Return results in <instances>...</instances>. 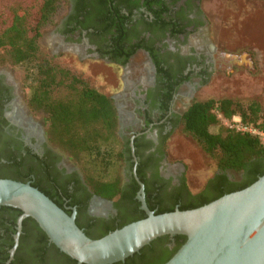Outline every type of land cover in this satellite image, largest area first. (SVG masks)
Listing matches in <instances>:
<instances>
[{
	"label": "flooded vegetation",
	"instance_id": "af4514ba",
	"mask_svg": "<svg viewBox=\"0 0 264 264\" xmlns=\"http://www.w3.org/2000/svg\"><path fill=\"white\" fill-rule=\"evenodd\" d=\"M91 1L67 0V10L53 32V54L75 56L81 64L80 85H98L114 99L116 132L124 150L121 192L107 199L89 190L75 165L50 145L44 117L29 110L21 84L3 65L0 163L14 157L22 160L32 168L27 174L30 182L37 178L48 181L61 205L71 214L75 212L83 230L98 235L107 225L117 226L134 206L143 210L138 199L140 183L146 205L147 199L152 203L175 199L179 205L177 200L186 193V168L178 160H170L167 142L195 100L193 92L215 70L216 50L207 40L200 0H154L150 9L144 0H124L119 2L120 12L127 16L122 26L111 12V0H107L102 19ZM96 78L101 79L98 84ZM223 174L235 182L243 175L233 170ZM5 216L0 214V252H8L4 264H76L56 257L48 239L37 243L31 224L21 226L11 257L18 230L17 224L13 230L10 221L1 220Z\"/></svg>",
	"mask_w": 264,
	"mask_h": 264
},
{
	"label": "trees",
	"instance_id": "16d2710c",
	"mask_svg": "<svg viewBox=\"0 0 264 264\" xmlns=\"http://www.w3.org/2000/svg\"><path fill=\"white\" fill-rule=\"evenodd\" d=\"M122 1L124 0H111V12L116 15L118 26H122L127 20V16L120 12L119 2ZM144 1L145 6L150 9L154 0ZM107 2L91 1L96 15L101 19L106 16ZM63 4H67V0H0V64L24 69L23 84L28 90L24 95L26 105L30 111L44 117L50 145L75 165L91 192L111 199L121 192L120 170L124 155L116 132L118 114L114 99L98 89V85H80L78 75L57 62L55 57L61 55H51L39 42L43 26L63 8ZM128 11L131 13V9ZM151 11L160 18L157 11ZM59 86H64L65 91L57 94L54 90ZM234 117H238L242 125L255 128L264 135V102L253 98L210 97L191 103L183 112L176 130L191 139L193 148L200 155L201 168L208 167L213 174L215 171L221 173H215L205 183L197 186L186 180V193L177 200L178 206L175 205V199L168 203H152L147 199L150 210L154 206L158 208L155 213L169 212L175 208H195L250 185L264 173V136L237 130L223 123ZM213 126L217 127L216 132L211 130ZM31 169L22 160L8 158L7 162L0 163V178L30 182L27 174ZM226 170L241 172L242 179L238 182L228 180L223 174ZM30 183L71 214L58 201L56 191L48 181L45 183L37 178ZM3 213L6 218L1 220L10 221L14 230L21 210L1 206L0 214ZM144 217L145 212L134 206L117 226L107 225L100 229L98 235L88 229L83 231L90 238H99ZM75 222L83 229L78 217ZM29 224L33 226V238L37 243L48 239L32 218L27 217L22 221V225ZM185 240L183 235H163L124 261L113 264H164ZM52 250L56 257L60 255L70 263L76 262L53 243ZM0 254V264H4L8 252L2 251Z\"/></svg>",
	"mask_w": 264,
	"mask_h": 264
},
{
	"label": "water",
	"instance_id": "95a60500",
	"mask_svg": "<svg viewBox=\"0 0 264 264\" xmlns=\"http://www.w3.org/2000/svg\"><path fill=\"white\" fill-rule=\"evenodd\" d=\"M138 199L146 217L99 238H90L68 214L30 182L0 178V207L21 210L48 240L76 264H113L138 252L163 235H183L184 243L164 264H264V173L250 185L224 194L204 205L155 213L145 203L140 183Z\"/></svg>",
	"mask_w": 264,
	"mask_h": 264
},
{
	"label": "rangeland",
	"instance_id": "374dc122",
	"mask_svg": "<svg viewBox=\"0 0 264 264\" xmlns=\"http://www.w3.org/2000/svg\"><path fill=\"white\" fill-rule=\"evenodd\" d=\"M199 9L206 20L209 45L216 50L214 53L216 64L215 70L210 73L206 82L193 92V99L237 97L253 98L263 103L264 0H200ZM66 10L67 4H63V8L43 26L39 42L51 55H61L55 57L57 62L66 65V68L81 79V64L77 62L75 56L53 54V32ZM3 66L12 70L25 95L28 90L23 84L24 69L6 64ZM100 80L96 78L95 83L98 84ZM63 91L64 86L54 90L57 94ZM223 123L230 127L235 122L232 119L224 120ZM211 130L216 132L217 127L213 126ZM167 149L170 160H178L185 166V179L193 185L203 184L213 175L210 168H201L200 155L186 134L175 130L167 142Z\"/></svg>",
	"mask_w": 264,
	"mask_h": 264
},
{
	"label": "built area",
	"instance_id": "2783aa9c",
	"mask_svg": "<svg viewBox=\"0 0 264 264\" xmlns=\"http://www.w3.org/2000/svg\"><path fill=\"white\" fill-rule=\"evenodd\" d=\"M233 119H234L235 123L231 124L230 127L236 128L237 130H243V131H249V132H252V133H256V134H259L262 137L264 136L263 133L258 131L257 129L242 125L240 123V120H239L238 117H234Z\"/></svg>",
	"mask_w": 264,
	"mask_h": 264
}]
</instances>
